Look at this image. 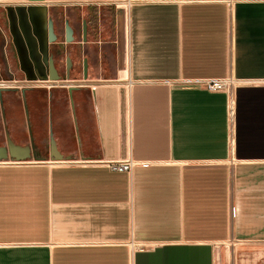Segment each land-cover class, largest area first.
Returning <instances> with one entry per match:
<instances>
[{
    "label": "crops",
    "instance_id": "0c3cea01",
    "mask_svg": "<svg viewBox=\"0 0 264 264\" xmlns=\"http://www.w3.org/2000/svg\"><path fill=\"white\" fill-rule=\"evenodd\" d=\"M79 3L99 64L68 159L0 162V264H264V0Z\"/></svg>",
    "mask_w": 264,
    "mask_h": 264
},
{
    "label": "flooded vegetation",
    "instance_id": "af4514ba",
    "mask_svg": "<svg viewBox=\"0 0 264 264\" xmlns=\"http://www.w3.org/2000/svg\"><path fill=\"white\" fill-rule=\"evenodd\" d=\"M92 24L61 3L0 6L1 154L10 157L12 143L48 158L51 139L58 144L66 136L65 127L77 120L75 94L99 64V52L89 54L86 47Z\"/></svg>",
    "mask_w": 264,
    "mask_h": 264
},
{
    "label": "rangeland",
    "instance_id": "374dc122",
    "mask_svg": "<svg viewBox=\"0 0 264 264\" xmlns=\"http://www.w3.org/2000/svg\"><path fill=\"white\" fill-rule=\"evenodd\" d=\"M16 1V2H15ZM25 2L26 0H2L0 2V6H5L6 4H10V3H18V2ZM43 3V2H41ZM57 3H61L63 5H66L67 8L71 11L72 9L75 10V9H79L80 11H82V3H79V4H75V0H52L50 2V4H57ZM71 14H73V12H71ZM83 18L84 20H92V17L91 15L89 14L88 12V9L87 8H84L83 10ZM90 31H91V28H90ZM88 45H86L88 51H89V54L91 53H94L96 52V50H93V44H92V37H88ZM100 54H107L108 56L111 57V60L113 61V63L111 64L113 67V73H114V70H115V67L118 66L117 64V59L121 58L125 55V41H124V35H123V32H121V39H120V47L119 48H115V47H106L103 49V51L100 52ZM111 66V68H112ZM113 75V74H112ZM70 84V83H68Z\"/></svg>",
    "mask_w": 264,
    "mask_h": 264
},
{
    "label": "water",
    "instance_id": "95a60500",
    "mask_svg": "<svg viewBox=\"0 0 264 264\" xmlns=\"http://www.w3.org/2000/svg\"><path fill=\"white\" fill-rule=\"evenodd\" d=\"M30 2H44L45 0H28ZM83 33H84V41L87 40V25H86V22H84V30H83ZM70 34H71V29L70 27H68V39L70 40ZM88 78V74L85 73L84 75V79H87ZM73 89H70L69 92L71 93ZM50 149H51V155H50V159L52 161H59V160H66L68 158H65L63 156H61L59 154V150L57 149V144H56V141L54 140V138L51 139L50 141ZM1 150H4L5 149H0V162L2 161H14V162H23V161H32V160H35V161H41L43 160V158H37V157H34L32 155L29 154V148L28 147H20V146H16L12 143L9 144V150H10V157H8L7 154H1ZM56 151V153H55ZM23 152H27L25 154H23Z\"/></svg>",
    "mask_w": 264,
    "mask_h": 264
},
{
    "label": "built area",
    "instance_id": "2783aa9c",
    "mask_svg": "<svg viewBox=\"0 0 264 264\" xmlns=\"http://www.w3.org/2000/svg\"><path fill=\"white\" fill-rule=\"evenodd\" d=\"M239 83V80L233 76H229L222 79H210L200 82V85L207 90L214 92H226L232 94L235 86ZM229 114L233 115V109H229ZM114 170L129 171L132 168L131 162H121L117 164H109Z\"/></svg>",
    "mask_w": 264,
    "mask_h": 264
},
{
    "label": "bare ground",
    "instance_id": "6f19581e",
    "mask_svg": "<svg viewBox=\"0 0 264 264\" xmlns=\"http://www.w3.org/2000/svg\"><path fill=\"white\" fill-rule=\"evenodd\" d=\"M2 0H0V2H1ZM27 1V0H26ZM52 0H45L43 3H45V4H50V2H51ZM61 1V0H60ZM63 1V0H62ZM65 1V0H64ZM16 2V1H15ZM22 2V1H21ZM18 3H20V2H18ZM34 3V2H33ZM37 3H41V2H37Z\"/></svg>",
    "mask_w": 264,
    "mask_h": 264
}]
</instances>
